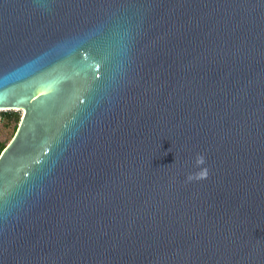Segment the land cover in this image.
I'll return each instance as SVG.
<instances>
[{
    "label": "water",
    "instance_id": "95a60500",
    "mask_svg": "<svg viewBox=\"0 0 264 264\" xmlns=\"http://www.w3.org/2000/svg\"><path fill=\"white\" fill-rule=\"evenodd\" d=\"M7 110L0 264H264V0H0Z\"/></svg>",
    "mask_w": 264,
    "mask_h": 264
},
{
    "label": "clouds",
    "instance_id": "9594fccd",
    "mask_svg": "<svg viewBox=\"0 0 264 264\" xmlns=\"http://www.w3.org/2000/svg\"><path fill=\"white\" fill-rule=\"evenodd\" d=\"M194 163L198 171L188 174V176L186 177V182L188 183L204 180L209 176V170L207 167H205L207 163L205 155L198 153L195 157Z\"/></svg>",
    "mask_w": 264,
    "mask_h": 264
},
{
    "label": "rangeland",
    "instance_id": "374dc122",
    "mask_svg": "<svg viewBox=\"0 0 264 264\" xmlns=\"http://www.w3.org/2000/svg\"><path fill=\"white\" fill-rule=\"evenodd\" d=\"M1 112H9L7 111H0ZM11 112H14L19 115V120L22 118L23 112L21 110H11ZM20 122V121H19ZM14 124L9 123L7 121H4L0 116V142L4 143L6 146L10 143L14 136Z\"/></svg>",
    "mask_w": 264,
    "mask_h": 264
},
{
    "label": "trees",
    "instance_id": "16d2710c",
    "mask_svg": "<svg viewBox=\"0 0 264 264\" xmlns=\"http://www.w3.org/2000/svg\"><path fill=\"white\" fill-rule=\"evenodd\" d=\"M0 116L4 121H7L9 123L14 124L13 128H14V134H15L16 129H17L18 124H19V121H20L19 115L14 113V112L9 111V112H1ZM5 147H6V145L4 143L0 142V155L3 152V150L5 149Z\"/></svg>",
    "mask_w": 264,
    "mask_h": 264
}]
</instances>
